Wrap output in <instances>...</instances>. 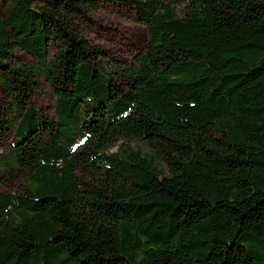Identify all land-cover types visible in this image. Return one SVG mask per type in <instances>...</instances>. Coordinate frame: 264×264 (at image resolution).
I'll return each mask as SVG.
<instances>
[{
    "label": "trees",
    "instance_id": "obj_1",
    "mask_svg": "<svg viewBox=\"0 0 264 264\" xmlns=\"http://www.w3.org/2000/svg\"><path fill=\"white\" fill-rule=\"evenodd\" d=\"M107 8L131 9L146 29L131 66L80 27ZM2 10L13 117H0V137L13 140L0 184L24 181L0 193V264H264V0H0ZM15 49L36 64L13 63ZM39 79L52 119L29 103Z\"/></svg>",
    "mask_w": 264,
    "mask_h": 264
},
{
    "label": "rangeland",
    "instance_id": "obj_2",
    "mask_svg": "<svg viewBox=\"0 0 264 264\" xmlns=\"http://www.w3.org/2000/svg\"><path fill=\"white\" fill-rule=\"evenodd\" d=\"M174 10L176 16L182 15L179 7L176 6ZM0 17H5V11H0ZM79 24L91 45L104 51L110 60L123 67L133 65L134 57L142 54L147 43L144 25L134 20L133 12L129 8L102 9L90 13L87 18L79 21ZM11 56L13 63L36 64L34 58L21 49H15ZM54 101L50 86L43 79H39L37 89L29 96L30 105L36 110H40L43 116L52 119L54 118ZM0 117L8 119L13 117L9 111V102L5 92L1 89ZM216 138L219 137L216 136ZM12 140V132H9L4 138L0 137V154L9 151ZM131 145L143 153L154 155V148L146 142L132 141ZM113 151H115V147L111 149V152ZM78 178L83 182L91 183V177L86 174H78ZM23 181V179L4 181L0 184V193L6 194L17 190Z\"/></svg>",
    "mask_w": 264,
    "mask_h": 264
}]
</instances>
